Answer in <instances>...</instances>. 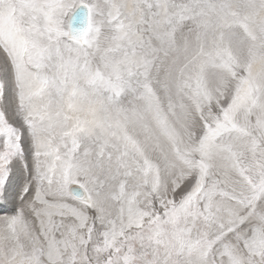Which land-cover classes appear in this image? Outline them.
<instances>
[{"label": "snow or ice", "instance_id": "6c2138e0", "mask_svg": "<svg viewBox=\"0 0 264 264\" xmlns=\"http://www.w3.org/2000/svg\"><path fill=\"white\" fill-rule=\"evenodd\" d=\"M0 264H264V0H0Z\"/></svg>", "mask_w": 264, "mask_h": 264}]
</instances>
